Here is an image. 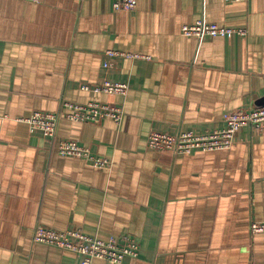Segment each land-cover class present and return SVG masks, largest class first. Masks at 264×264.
Here are the masks:
<instances>
[{"label":"crops","instance_id":"1","mask_svg":"<svg viewBox=\"0 0 264 264\" xmlns=\"http://www.w3.org/2000/svg\"><path fill=\"white\" fill-rule=\"evenodd\" d=\"M113 2L0 0V264H81L35 242L38 226L139 243L121 263L90 264H264V235L251 233L264 222V133L245 126L210 151L147 145L152 131L212 132L227 112L264 105V0H138L131 11ZM202 20L245 34L182 32ZM106 81L126 93L92 90ZM65 101L124 114L62 116L53 138L31 131L25 119ZM61 140L107 166L59 154Z\"/></svg>","mask_w":264,"mask_h":264},{"label":"built area","instance_id":"2","mask_svg":"<svg viewBox=\"0 0 264 264\" xmlns=\"http://www.w3.org/2000/svg\"><path fill=\"white\" fill-rule=\"evenodd\" d=\"M27 1L39 2L40 0ZM137 3L138 0H114L113 7L131 11L136 8ZM182 32L200 39L206 36H223L232 33L245 34V30L242 28L220 26L204 20L184 25ZM108 53L110 55L118 54L115 51H108ZM83 88L89 89L86 85H83ZM92 90L122 95L126 93L127 86L122 83L106 81L95 86ZM62 106L64 111H35L28 119H25L29 123L31 131H41L46 136L53 138L56 134L58 121L62 116L75 121H100L104 118H111L115 122H119L124 114L120 106L110 103L65 101ZM224 123V126L219 130L199 134L188 130L175 135L152 131L147 137V145L157 150L168 149L176 154L189 153L193 149L205 151L228 149L234 143L237 132L245 126H251L256 131L264 133V105L249 110L229 111L224 116ZM57 151L64 156L83 157L95 167H106L108 164L107 160L96 157L88 147L78 141L61 140L57 145ZM251 233L264 235V222H252ZM34 241L76 252L82 255L81 264H90L95 258L121 263L126 257L137 256L140 248L138 241L129 235L120 239L113 237L109 240H101L77 229L58 231L44 226L36 227Z\"/></svg>","mask_w":264,"mask_h":264}]
</instances>
